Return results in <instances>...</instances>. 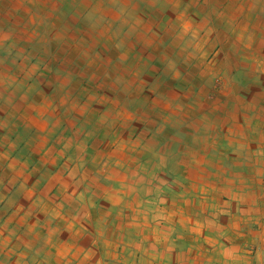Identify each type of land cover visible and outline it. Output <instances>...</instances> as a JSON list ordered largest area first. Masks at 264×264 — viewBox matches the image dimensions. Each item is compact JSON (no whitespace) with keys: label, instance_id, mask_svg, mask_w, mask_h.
<instances>
[{"label":"rangeland","instance_id":"1","mask_svg":"<svg viewBox=\"0 0 264 264\" xmlns=\"http://www.w3.org/2000/svg\"><path fill=\"white\" fill-rule=\"evenodd\" d=\"M118 160L263 194L264 0H0V192L110 188Z\"/></svg>","mask_w":264,"mask_h":264},{"label":"crops","instance_id":"2","mask_svg":"<svg viewBox=\"0 0 264 264\" xmlns=\"http://www.w3.org/2000/svg\"><path fill=\"white\" fill-rule=\"evenodd\" d=\"M124 163L109 166L110 188L83 168L64 182L91 188L0 192V264H264V205L244 206L264 199L244 189L262 179L201 176L197 165L178 181Z\"/></svg>","mask_w":264,"mask_h":264}]
</instances>
